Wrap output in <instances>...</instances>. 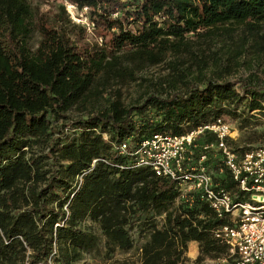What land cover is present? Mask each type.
Masks as SVG:
<instances>
[{
  "label": "trees",
  "instance_id": "obj_1",
  "mask_svg": "<svg viewBox=\"0 0 264 264\" xmlns=\"http://www.w3.org/2000/svg\"><path fill=\"white\" fill-rule=\"evenodd\" d=\"M69 1L87 7L102 46L88 41L86 26L73 22L64 5L52 4L53 14L40 19L29 0H0V264L80 260L98 243L81 225L88 219L100 225L108 248L125 251L134 245L130 222L143 221L149 237L142 264H180L191 241L199 243L197 263L223 256L227 247L212 235L222 221L212 209L198 200L170 209L178 183L133 167L130 151L155 132L182 134L223 115L247 124L264 120V83L242 80L240 91L231 81L208 78L202 85L170 86L165 95L149 94L132 106L101 95L70 134L64 133L66 123L56 122L68 121L100 74L120 75L125 61L157 65L193 53L198 40L233 25L250 34L244 45L254 41L264 53V0ZM215 139L212 133L204 137ZM38 141L48 146V155L28 156ZM123 142L127 153L118 148ZM208 163L218 167L216 158ZM88 170L78 184L77 176ZM225 175L217 178L230 188ZM156 213H165L160 227Z\"/></svg>",
  "mask_w": 264,
  "mask_h": 264
},
{
  "label": "rangeland",
  "instance_id": "obj_2",
  "mask_svg": "<svg viewBox=\"0 0 264 264\" xmlns=\"http://www.w3.org/2000/svg\"><path fill=\"white\" fill-rule=\"evenodd\" d=\"M29 1L36 18L40 19L42 17H50L53 14L51 10L52 4L65 6L63 0ZM65 9L73 22L86 26L89 42L98 43L100 46L103 45V36L95 32V26L89 29L88 24L85 22V18L90 22L85 12L83 14L80 12L76 14V18H73L72 13L66 6ZM231 27L230 30L222 31L223 33L210 40H198L193 45V53H186L181 57H177V55L169 56L165 61L157 65L137 66L135 63L125 61L123 67L126 70L122 71L120 75L109 74L100 76V74L82 100L70 109L68 121L66 119L59 120L56 122L57 126L66 123L63 126L64 132L69 125H71V128V122L76 121L80 117H86L88 112L100 101L101 95L110 99H120L126 106H132L142 103L149 94L165 95L164 89L170 86L171 88L169 89L171 90L183 89L184 84L202 85L208 78L219 81H231L238 86L240 91L242 80L250 79L260 84L264 83V53L257 52L253 45L254 41L244 45L247 42L244 37L250 34L243 25H233ZM38 38V36L33 38V41L36 42ZM233 57H237L236 60H233ZM230 69L232 71L228 72ZM181 70L184 72L182 73ZM180 74L184 76L179 77ZM182 79L185 80L180 82ZM225 117L233 126L234 137L229 140V144L234 149L239 150L241 148L240 151H242L247 149L243 147L253 148L264 142V120L262 118H255L247 124L241 118L232 115H225ZM27 151L28 156L31 154L47 156L48 146L44 141H38ZM44 162L48 163L47 160H44ZM27 191L29 192V190ZM27 195L31 198L30 194ZM21 204L23 208L25 200H22ZM178 206L179 201L176 199L170 209H177ZM164 218L165 213H156L153 221L160 227L164 222ZM81 225L85 230L97 235L98 243L94 249L85 251L80 260L71 264H142V246L149 237L148 229H146L143 221L141 222V220H135L134 218L130 222L129 231L134 245L126 251L119 248L115 250L108 248L106 237L97 222L88 219L82 222ZM192 247L197 249L195 256L190 254ZM29 253L30 250L28 249L26 261ZM199 253V243L197 241L189 243L188 250L180 264H216L217 258L212 256H207L204 261L197 263L196 259ZM51 262L56 264L53 260ZM37 264L44 263L39 262Z\"/></svg>",
  "mask_w": 264,
  "mask_h": 264
},
{
  "label": "built area",
  "instance_id": "obj_3",
  "mask_svg": "<svg viewBox=\"0 0 264 264\" xmlns=\"http://www.w3.org/2000/svg\"><path fill=\"white\" fill-rule=\"evenodd\" d=\"M63 1L73 18L87 10ZM85 22L89 29L95 26L86 18ZM71 123L66 135L73 130L74 121ZM209 133L215 134L216 139L204 140ZM103 136L108 140L107 133ZM233 137V126L223 115L182 134L155 132L132 151L127 142L118 148L121 153L130 151L133 167L150 168L156 176L176 181L179 203L192 205L198 200L212 209L222 221L212 228V235L227 247L216 264H264V142L240 151L229 144ZM211 157L217 159V168L208 163ZM88 172L77 176L78 184ZM227 172L233 182L230 188L217 178L226 177Z\"/></svg>",
  "mask_w": 264,
  "mask_h": 264
},
{
  "label": "crops",
  "instance_id": "obj_4",
  "mask_svg": "<svg viewBox=\"0 0 264 264\" xmlns=\"http://www.w3.org/2000/svg\"><path fill=\"white\" fill-rule=\"evenodd\" d=\"M194 242H196V241H191V242H189V243H194ZM196 249V248H195Z\"/></svg>",
  "mask_w": 264,
  "mask_h": 264
},
{
  "label": "bare ground",
  "instance_id": "obj_5",
  "mask_svg": "<svg viewBox=\"0 0 264 264\" xmlns=\"http://www.w3.org/2000/svg\"><path fill=\"white\" fill-rule=\"evenodd\" d=\"M192 255V254H191Z\"/></svg>",
  "mask_w": 264,
  "mask_h": 264
}]
</instances>
